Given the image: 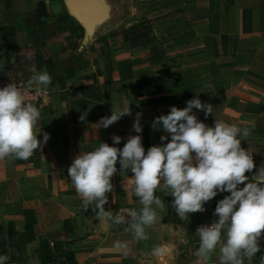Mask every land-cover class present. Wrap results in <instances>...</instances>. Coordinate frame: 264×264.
I'll list each match as a JSON object with an SVG mask.
<instances>
[{"label":"crops","instance_id":"crops-1","mask_svg":"<svg viewBox=\"0 0 264 264\" xmlns=\"http://www.w3.org/2000/svg\"><path fill=\"white\" fill-rule=\"evenodd\" d=\"M157 2L165 5L154 14ZM154 15L171 16L175 25L159 37L166 58L156 53L159 42L130 43L113 35ZM5 26L15 29V45L7 46L0 33V87L28 85L33 64L52 79L47 88L32 85L47 91L43 102L33 104L41 112L34 129L42 144L37 160H0V252L9 256L7 264H195L189 252L199 240L193 233L218 219L215 206L229 193L218 192L204 212L182 221L173 197L157 192L165 207L146 229L149 240L137 243L126 226L111 220L142 207L131 192V173L121 176L117 164L113 192L99 212L82 207L67 169L80 151L101 142L113 145V135L122 138L115 145L122 148L129 135L138 134L132 127L137 113L145 150L161 144L165 133L151 128L155 117L171 106L186 107L198 95L213 107L207 117L193 109L207 125L216 118L252 126L241 146L253 155L256 167L246 175L255 178L264 169V0H0V27ZM171 65L188 72L174 73ZM112 105L129 106L131 115L98 128ZM117 241L129 242L128 249H117ZM158 244L172 253L152 257ZM261 246L253 264L264 255V239Z\"/></svg>","mask_w":264,"mask_h":264},{"label":"clouds","instance_id":"clouds-1","mask_svg":"<svg viewBox=\"0 0 264 264\" xmlns=\"http://www.w3.org/2000/svg\"><path fill=\"white\" fill-rule=\"evenodd\" d=\"M30 71L29 87L51 85L47 71H38L35 64ZM186 105L171 106L166 115L155 117L151 128L162 130L165 135L160 137L161 144H154L147 151L139 135L142 114L137 113L132 127L138 134L129 135L122 148L115 146L122 138L113 135V145L101 142L91 151H80L67 169L70 182L86 211L93 207L104 212L108 194L113 192L112 177L118 171L117 164L121 176L130 172L131 192L142 207L126 209L111 220L126 226L125 231L137 243L149 240L146 229L157 222V210L165 207L157 192L173 197L171 206L182 221H189L190 214L204 212L205 204L218 192L229 193L215 206L213 215L218 219L196 228L193 237H198L199 244L189 254L195 264H209L213 259L215 264H253L264 239V169L253 179L246 175L256 166L252 153L241 146V141L251 135L252 126L241 127L216 118L212 126L207 125L193 109L203 111L207 117L213 115V107L203 103L198 95ZM130 109L112 105L111 115L101 117L96 125L107 128L123 116H130ZM86 116L87 112L79 119L84 121ZM40 118V110L26 102L15 83L0 87V160H28L42 147L34 131ZM48 138L45 133V143ZM123 188L128 190L125 184ZM128 246L127 241L115 243L121 250ZM172 251L169 246L158 244L150 255L163 259ZM8 260V255H0V264H7ZM259 264H264V255L259 257Z\"/></svg>","mask_w":264,"mask_h":264},{"label":"rangeland","instance_id":"rangeland-1","mask_svg":"<svg viewBox=\"0 0 264 264\" xmlns=\"http://www.w3.org/2000/svg\"><path fill=\"white\" fill-rule=\"evenodd\" d=\"M163 3L164 2H157L154 4V14L156 12H159V11L162 12L163 11V8L165 5ZM161 15H164V13H161ZM161 15H154L153 17L147 18L145 21H143L144 25L142 26V28L146 32H149V33L151 32L148 40L155 42V44H156V42H159L154 46H156L158 48L156 53L159 55V58L162 59V58L167 57L166 56L167 53H166V48L161 47V46H164V44H165V43H163L161 38L159 39V37H161V31H164L166 28L173 29L175 25H174L173 21L170 19L171 16L164 17L162 19ZM154 29H157V33L154 31ZM170 68L174 69V73L181 72L183 74H187V72H188L187 69L178 68L175 65H171Z\"/></svg>","mask_w":264,"mask_h":264},{"label":"trees","instance_id":"trees-1","mask_svg":"<svg viewBox=\"0 0 264 264\" xmlns=\"http://www.w3.org/2000/svg\"><path fill=\"white\" fill-rule=\"evenodd\" d=\"M144 22H141L137 25H134L130 28H122L119 31L113 33V35H121L124 40L129 41L130 43H137L145 39H149L151 32H146L142 26ZM0 33L4 34L6 38V45L9 47H13L15 45V29L11 26L0 27ZM2 34V35H3ZM49 67V66H48ZM39 151L38 149L34 151V154L28 160H16V163L23 164L28 161H36L38 158ZM28 214V210L25 211ZM1 232V230H0ZM0 255H5L2 251Z\"/></svg>","mask_w":264,"mask_h":264},{"label":"built area","instance_id":"built-area-1","mask_svg":"<svg viewBox=\"0 0 264 264\" xmlns=\"http://www.w3.org/2000/svg\"><path fill=\"white\" fill-rule=\"evenodd\" d=\"M19 90L22 92V94L25 97L26 102L35 104L43 102L47 95V91L40 88V87H29L28 85H25L23 83L16 84ZM125 212V210L122 212V214Z\"/></svg>","mask_w":264,"mask_h":264}]
</instances>
